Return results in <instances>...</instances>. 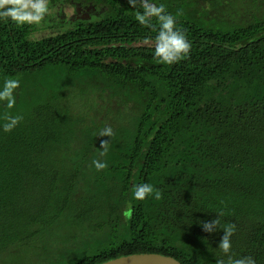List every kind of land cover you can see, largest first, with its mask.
Segmentation results:
<instances>
[{
    "label": "trees",
    "instance_id": "16d2710c",
    "mask_svg": "<svg viewBox=\"0 0 264 264\" xmlns=\"http://www.w3.org/2000/svg\"><path fill=\"white\" fill-rule=\"evenodd\" d=\"M151 2L191 43L177 63L154 58L158 23L127 0H49L75 15L40 40L0 22V86L20 81L0 123L24 117L0 130V264H216L233 226V256L264 264V0ZM140 183L161 198L132 199Z\"/></svg>",
    "mask_w": 264,
    "mask_h": 264
},
{
    "label": "clouds",
    "instance_id": "9594fccd",
    "mask_svg": "<svg viewBox=\"0 0 264 264\" xmlns=\"http://www.w3.org/2000/svg\"><path fill=\"white\" fill-rule=\"evenodd\" d=\"M127 2L132 9L138 7L142 9V11L138 10L135 15V20L141 26L153 28L152 19L155 18L157 21L154 58L160 63L171 65L190 54L191 43L185 33L176 26L175 16L168 12L163 4L156 5L151 0H127ZM50 15H52V10L49 0H0V22L38 25ZM19 88L20 81L18 79L5 78L0 86V105L7 110L15 108L17 104L16 90ZM23 118L21 114H5L2 117L3 123H0V130L4 133H11L20 125ZM113 135V129L110 126H105L98 132V137L111 138ZM108 144V140L100 141L101 155L106 153ZM92 164L98 172L107 167L106 163L99 159H94ZM131 196L137 201H143L149 196L158 200L161 198V193L149 183H140L133 185ZM132 212L133 209L128 207L124 210L123 215L126 219H131ZM218 224V218L201 222L203 230L207 233L217 232ZM223 233L218 249L227 259H218L216 264H256V260L252 256L239 258L233 256L231 237L234 234V226L224 228Z\"/></svg>",
    "mask_w": 264,
    "mask_h": 264
},
{
    "label": "rangeland",
    "instance_id": "374dc122",
    "mask_svg": "<svg viewBox=\"0 0 264 264\" xmlns=\"http://www.w3.org/2000/svg\"><path fill=\"white\" fill-rule=\"evenodd\" d=\"M63 8L60 9V7H54L51 8L52 15L46 17L44 21H42L40 24H34L37 26V31L33 33V39L40 40L49 36H52L56 33H59L61 30H63V27L59 24L62 22H66L71 18V16H74V9L62 6ZM86 14V13H84ZM49 18V19H48ZM50 20L51 22H49ZM65 27H69L64 23Z\"/></svg>",
    "mask_w": 264,
    "mask_h": 264
},
{
    "label": "water",
    "instance_id": "95a60500",
    "mask_svg": "<svg viewBox=\"0 0 264 264\" xmlns=\"http://www.w3.org/2000/svg\"><path fill=\"white\" fill-rule=\"evenodd\" d=\"M104 264H181L172 257L158 254H140L118 258Z\"/></svg>",
    "mask_w": 264,
    "mask_h": 264
}]
</instances>
